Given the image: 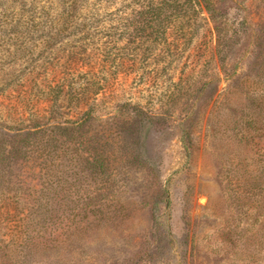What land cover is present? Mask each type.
<instances>
[{"label": "rangeland", "instance_id": "obj_1", "mask_svg": "<svg viewBox=\"0 0 264 264\" xmlns=\"http://www.w3.org/2000/svg\"><path fill=\"white\" fill-rule=\"evenodd\" d=\"M148 1L0 0V264H264V0Z\"/></svg>", "mask_w": 264, "mask_h": 264}, {"label": "trees", "instance_id": "obj_2", "mask_svg": "<svg viewBox=\"0 0 264 264\" xmlns=\"http://www.w3.org/2000/svg\"><path fill=\"white\" fill-rule=\"evenodd\" d=\"M224 0H161L160 3L152 0L148 1L146 5V10H153L156 12L153 16L156 17V21L153 23H157L158 25H164L169 21H165L163 16L167 13H181L179 20H182L183 25L186 26L185 29L190 28L195 24V22L202 16L203 12L206 11L209 15V18L214 23L215 29L218 32L219 41L222 38V34L220 31L224 30L225 21L223 20V16L220 14V6ZM237 8L244 9V5L241 0H232ZM196 14V17H193ZM146 14L143 15L145 17ZM189 26V27H188ZM252 42L256 47H260V49H264V38L260 37V34H256L252 31ZM185 149L187 150L188 157L191 153L192 145L188 143V141L184 142ZM242 176L238 177L237 180L239 184H243L239 191L232 192V189L228 191V185L225 184L226 193L228 197H235V199L243 198L251 204V214L256 219L250 224L251 229L254 230L253 239H256L259 242L258 235L259 233L264 234L261 230L264 231V159L258 160L255 163V167H253L250 172L245 175L244 181L241 179ZM260 223L261 226L257 227V224ZM264 238V237H261Z\"/></svg>", "mask_w": 264, "mask_h": 264}]
</instances>
